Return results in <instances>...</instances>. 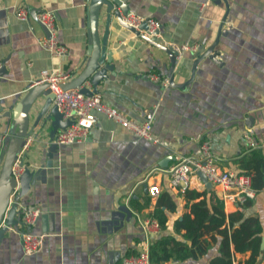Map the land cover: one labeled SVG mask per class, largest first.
Wrapping results in <instances>:
<instances>
[{
  "label": "crops",
  "instance_id": "crops-1",
  "mask_svg": "<svg viewBox=\"0 0 264 264\" xmlns=\"http://www.w3.org/2000/svg\"><path fill=\"white\" fill-rule=\"evenodd\" d=\"M123 1L131 14L162 22L157 35L161 44L199 46L197 52L178 51L173 70L176 83L191 78L194 60L215 42L222 26L216 58L203 59L186 87H165L152 74L169 78L170 56L113 16L108 50L113 52L115 69L100 82L97 92L106 104L137 121L143 120L146 109H154L152 132L164 144L140 138L100 112L82 143L61 145L49 155L50 131L38 136L24 161L40 172L26 195L19 196V186L12 197L17 199V224L9 227L0 243V264H122L125 256L150 250L155 239L141 225L144 219L155 218L152 213L158 197L150 196V185L159 184L177 205L173 212L165 210L168 223L161 233L181 238L175 222L184 215L186 198L172 188L170 176L159 168H168L182 156L199 155L207 140L218 164L230 171L245 173L244 162L254 153L264 158V0ZM88 4L89 0H0V64L6 65V74L0 75V102L4 110L14 107L44 70H66L71 80L84 69L89 58ZM22 6L29 8L26 21L14 13ZM44 9L55 15V35L68 49L66 57L52 54L43 43L47 35L38 15ZM106 14L103 6L101 36ZM141 33L148 35L147 30ZM86 84L94 91L90 82ZM17 130L12 118L0 119V152ZM250 130L258 143L255 148L245 139ZM172 156L175 159L168 167L160 165ZM189 189L207 188L199 176ZM208 191L224 199L222 188L213 185ZM224 202L227 213L241 210L245 217L260 218L264 264V186L246 205ZM23 207L40 209L37 223L25 228L44 236L42 248L31 256L24 254L20 234ZM219 250L220 242L203 257L178 264H209ZM246 257L236 254L238 260Z\"/></svg>",
  "mask_w": 264,
  "mask_h": 264
},
{
  "label": "built area",
  "instance_id": "built-area-1",
  "mask_svg": "<svg viewBox=\"0 0 264 264\" xmlns=\"http://www.w3.org/2000/svg\"><path fill=\"white\" fill-rule=\"evenodd\" d=\"M212 1V0H209ZM207 3L202 5V8ZM17 8V7H16ZM15 16L20 20L29 19V8L22 6L15 9ZM38 20L50 32L51 36L46 37L43 43L51 51L52 54L59 57H66L68 49L58 43V38L55 35L57 30L55 24V15L53 11L44 9L38 15ZM124 21L129 25L139 29L143 22H147V34L154 36L155 32L162 28V22L154 18L140 17L135 14H128L124 17ZM177 51L192 50L197 52L198 45L183 44L173 46ZM2 64H0V69ZM152 77L161 82L165 87L169 86L170 79L162 78L158 74H152ZM71 78V73L62 69L44 70L36 84L49 83L51 90L55 94L53 104L58 107L59 112L63 115L64 120H71L73 123L65 129H60L54 138L53 143L57 145H66L84 142L88 136L91 127L97 121L96 112H100L119 123L121 126L131 130L138 137L148 141L164 144V141L155 137L152 132L153 122L155 119L154 109H146L143 113V120L137 121L128 117L118 109L109 106L103 101L102 95L94 92L91 95H86L81 91V87L74 89H64L63 83H66ZM87 86V84H85ZM2 132L0 131V135ZM3 138L5 135L3 134ZM245 139L250 148H255L258 143L254 137L252 130L248 131ZM35 141L34 135H29L25 139L23 149L18 154L14 164L12 175L19 180L21 174L27 168L24 161V156L31 144ZM218 156L212 150L210 140L204 141L201 146L199 155L182 156L176 159L174 164L168 168H159L160 172L170 176V183L173 189L184 193L189 189L195 178H199V173L203 172L208 180L213 185L222 188L225 201L232 202L238 206L245 205L248 201L256 196V191L253 188L252 175L244 172H234L222 168L218 164ZM19 190V185L13 190L12 195H15ZM162 189L159 184L150 185L148 193L152 198H157L161 194ZM22 218L20 222V234L22 239L23 251L25 255L31 256L40 251L44 242V236L32 233L25 230L26 227L35 225L40 216V209L36 207H23ZM143 230L149 238H154L161 233V224L157 218H147L141 223ZM179 261L169 260L165 262H155L151 258L150 250H144L139 254H131L125 256L122 264H178Z\"/></svg>",
  "mask_w": 264,
  "mask_h": 264
},
{
  "label": "water",
  "instance_id": "water-1",
  "mask_svg": "<svg viewBox=\"0 0 264 264\" xmlns=\"http://www.w3.org/2000/svg\"><path fill=\"white\" fill-rule=\"evenodd\" d=\"M221 1L222 0H216L218 3ZM103 6H106L107 14L105 32L104 35L101 36L99 31V21ZM87 8L89 27L88 62L84 69L74 79L62 84L64 89L81 87L83 93L91 95L94 92H97L100 82L109 77L108 72L114 71L115 65L112 61L113 52L108 50L110 25L113 16L118 19L123 27L137 35H141L152 45L164 50L170 56L172 64L170 67L169 79L170 84L174 87H186L194 80L197 66L203 59L208 56L213 59L216 58L214 51L220 41L222 26L218 31L215 42L194 60L191 78L184 83H176L173 76V70L177 63L179 52L174 49L173 46L163 45L157 41V35L160 33V30L156 31L154 36H149L141 33V30H147V22H143L139 29L126 23L124 17L130 14V10L128 4L123 0H89ZM42 27L49 38L51 36L50 32L45 26ZM4 74H6L5 63L0 69V75ZM86 82L91 83L94 87V91L85 85ZM54 97L55 94L51 90L49 83L45 82L30 87L20 101L9 110H4L1 107L0 102V119L6 117L9 119L12 118L13 122L18 123V130L14 133L11 140L8 141V144L3 151L0 152V243L9 227L17 224V220L14 218L15 214L18 212L14 203L17 202V199L14 201L12 200L13 190L19 185L21 187L19 196L23 197L29 192L31 186L35 184L40 172L39 170L33 171L27 166L25 171L19 177V180L12 175L13 164L18 154L23 149L26 137L34 135L37 140L38 136L41 138V136L49 130L50 138L53 139L60 129H65L73 123L71 120L63 119V115L59 112L58 107L53 104ZM58 148L59 145L52 142L49 146V155L52 151L56 152ZM174 159V156L167 157L164 161L160 162V165L162 167H168L169 162ZM199 176L206 188L211 190L213 184L208 180L207 176L203 172H200ZM220 195L222 196V194Z\"/></svg>",
  "mask_w": 264,
  "mask_h": 264
},
{
  "label": "trees",
  "instance_id": "trees-1",
  "mask_svg": "<svg viewBox=\"0 0 264 264\" xmlns=\"http://www.w3.org/2000/svg\"><path fill=\"white\" fill-rule=\"evenodd\" d=\"M244 165L245 173L252 175L255 191L263 188L264 158L254 153ZM184 196L186 210L183 217L175 222V232L181 238L162 233L154 237L150 248L153 261L197 260L220 242V254L211 258L209 264H261L263 227L259 217H245L241 210L227 213L224 199L207 189H187ZM176 207L171 195L161 192L152 215L159 220L162 230L168 223L165 210L173 212ZM236 254L247 257L238 260Z\"/></svg>",
  "mask_w": 264,
  "mask_h": 264
}]
</instances>
